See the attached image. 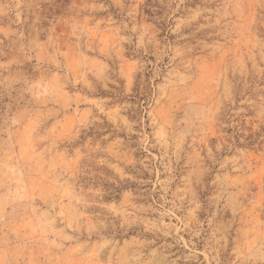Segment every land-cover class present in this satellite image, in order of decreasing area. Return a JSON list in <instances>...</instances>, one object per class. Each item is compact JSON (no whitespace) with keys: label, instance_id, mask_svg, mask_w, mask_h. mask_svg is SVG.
<instances>
[{"label":"rangeland","instance_id":"1","mask_svg":"<svg viewBox=\"0 0 264 264\" xmlns=\"http://www.w3.org/2000/svg\"><path fill=\"white\" fill-rule=\"evenodd\" d=\"M0 264H264V0H0Z\"/></svg>","mask_w":264,"mask_h":264}]
</instances>
